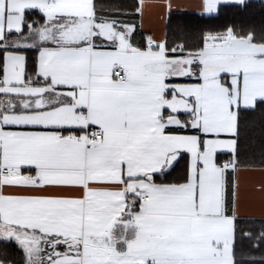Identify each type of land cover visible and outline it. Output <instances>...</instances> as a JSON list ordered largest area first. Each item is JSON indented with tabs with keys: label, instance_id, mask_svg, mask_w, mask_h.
I'll return each mask as SVG.
<instances>
[{
	"label": "snow or ice",
	"instance_id": "obj_1",
	"mask_svg": "<svg viewBox=\"0 0 264 264\" xmlns=\"http://www.w3.org/2000/svg\"><path fill=\"white\" fill-rule=\"evenodd\" d=\"M0 264H264V0H0Z\"/></svg>",
	"mask_w": 264,
	"mask_h": 264
},
{
	"label": "trees",
	"instance_id": "obj_2",
	"mask_svg": "<svg viewBox=\"0 0 264 264\" xmlns=\"http://www.w3.org/2000/svg\"><path fill=\"white\" fill-rule=\"evenodd\" d=\"M224 22V19L222 18V20L221 21H219L218 23H223ZM257 227H258V225H257Z\"/></svg>",
	"mask_w": 264,
	"mask_h": 264
},
{
	"label": "crops",
	"instance_id": "obj_3",
	"mask_svg": "<svg viewBox=\"0 0 264 264\" xmlns=\"http://www.w3.org/2000/svg\"><path fill=\"white\" fill-rule=\"evenodd\" d=\"M256 215L258 216V215H259V213H256Z\"/></svg>",
	"mask_w": 264,
	"mask_h": 264
}]
</instances>
